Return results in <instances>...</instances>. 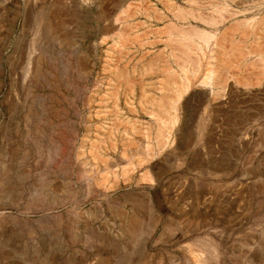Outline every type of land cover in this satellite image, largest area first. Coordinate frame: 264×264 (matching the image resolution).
Segmentation results:
<instances>
[{
  "label": "rangeland",
  "instance_id": "1",
  "mask_svg": "<svg viewBox=\"0 0 264 264\" xmlns=\"http://www.w3.org/2000/svg\"><path fill=\"white\" fill-rule=\"evenodd\" d=\"M121 1L0 0V264H264V0Z\"/></svg>",
  "mask_w": 264,
  "mask_h": 264
},
{
  "label": "bare ground",
  "instance_id": "2",
  "mask_svg": "<svg viewBox=\"0 0 264 264\" xmlns=\"http://www.w3.org/2000/svg\"><path fill=\"white\" fill-rule=\"evenodd\" d=\"M57 3H62V5H64L63 7L64 8H66L67 10H70V11H72V10H74V9H76V10H78L79 12H81V13H83V12H85V7L87 6V5H90V4H92L94 1H96V0H55ZM114 1V0H113ZM119 1V0H118ZM121 1V0H120ZM123 1H128V0H123ZM130 1V3L129 2H127V3H129L128 4V6L129 5H131L132 3H136V2H138V4H139V6H137L136 7V9L134 10V11H131V13L129 12V9L127 10H123L122 11V13H124V15H117L116 17H114V19H113V21L111 22L113 25H117L118 27H119V29H121L122 30V32L120 33V36H122V37H124V36H126V35H129L128 33H126V23H127V21L129 20V19H133V18H135L136 16H138V15H144L146 18H147V20L149 21V23H150V26L149 27H152L154 24H157L158 22H160V21H163L164 22V26L166 27V30H165V33H164V35H159V34H153V36H152V38H151V43H154V42H157V41H162V40H165V41H169V40H174V39H176V37H177V35L176 36H172L173 34H172V31H174L175 30V32L177 31V26H175L176 28H174L173 29V22H172V20H171V16H176V11H177V14L178 13H180V12H178V7L177 6H175L174 5V2L172 1V0H154V2L153 3H151L152 1H150V0H129ZM116 2V1H115ZM122 2V1H121ZM159 2H163V4H164V8L166 9V11H167V15H166V13L164 14V13H160V11L157 9V7H156V3H159ZM114 4V3H113ZM124 4V3H123ZM118 5V4H117ZM120 5V4H119ZM115 6V5H114ZM126 6H127V4H126ZM122 7V6H121ZM131 7V6H130ZM116 9V8H115ZM184 9V8H183ZM66 10V11H67ZM113 10V9H112ZM119 11H121V10H119ZM121 13V12H120ZM221 13V12H220ZM66 14V13H65ZM70 14V13H69ZM182 14V13H181ZM67 15V14H66ZM110 15V14H109ZM112 16H113V14H111ZM233 15H234V13H233ZM177 16H180V15H177ZM222 16V15H221ZM230 16H232L231 14H230ZM181 18H182V16H180ZM111 19V18H110ZM143 19V18H142ZM213 19L214 18H212V20L211 21H213ZM222 19H223V17H222ZM215 20H217V19H215ZM219 20H221V19H219ZM225 20V19H224ZM214 22V21H213ZM264 22V21H263ZM148 23V22H147ZM218 23V22H217ZM241 23V22H240ZM143 24H145V23H140V22H138V25H136L135 27L136 28H139L140 26H142ZM39 25H41L42 27H43V29H44V25L46 26V27H48V28H51L50 27V22H49V20H48V18L46 17V16H42V15H40V21H39ZM111 25V24H110ZM113 25H111V26H113ZM184 27V28H183ZM181 26V29L183 28V29H185L186 30V28H185V26ZM190 27V26H189ZM188 28V27H187ZM42 29V30H43ZM129 29V28H128ZM173 29V30H172ZM189 30V29H188ZM198 30V29H197ZM200 30V29H199ZM44 31V30H43ZM128 31V30H127ZM130 31V30H129ZM179 31V30H178ZM182 31H184V30H182ZM48 32V31H47ZM156 32V31H155ZM185 32V31H184ZM183 32V33H184ZM186 32H188V31H186ZM190 32H191V30H190ZM193 33L192 34H194V35H196V33H197V31H192ZM196 32V33H195ZM200 32L201 33H203L201 30H200ZM49 33V32H48ZM119 33V32H118ZM179 33V32H178ZM163 34V33H162ZM186 34V33H185ZM190 34V33H189ZM192 34H190V35H192ZM140 35V34H139ZM138 35V36H139ZM198 35V34H197ZM205 35V32H204V34H203V36ZM212 35V34H211ZM119 36V35H118ZM119 36V37H120ZM135 36H136V38L138 37L137 36V34H135ZM200 36H202V34L200 35ZM213 36V35H212ZM126 37H128V36H126ZM175 37V38H174ZM197 37V36H196ZM205 38H212V37H208V36H204ZM121 38V37H120ZM131 38H133V37H131ZM173 38V39H172ZM178 38V37H177ZM201 38V37H200ZM204 38V39H205ZM123 39V38H122ZM181 39V37H179V39H177V41L178 40H180ZM183 39V38H182ZM123 40H125V39H123ZM202 40V39H201ZM260 40V39H259ZM182 41V40H181ZM125 42H128V39L127 40H125ZM174 42V41H173ZM217 43V42H216ZM127 45V44H126ZM139 45V44H138ZM252 52H254V51H252ZM125 54H130L131 53V51H130V49L129 50H127V51H125L124 52ZM264 60V59H263ZM262 65V64H261ZM207 70V69H206ZM210 71V70H209ZM211 72V71H210ZM207 75L205 76V79L202 81V83H204V84H210L211 83V75H210V73H206ZM212 74V73H211ZM187 75V74H186ZM185 75V76H186ZM225 75V74H224ZM223 75V76H224ZM222 76V75H221ZM187 77H189V76H186V78ZM243 77V76H242ZM187 80H188V78H187ZM186 80V81H187ZM222 82V81H221ZM189 83V82H188ZM226 83V82H225ZM224 82H222V84L224 85L225 84ZM241 83H242V81H241ZM182 84V83H181ZM181 84H179V85H181ZM184 84V83H183ZM245 84V83H244ZM188 85V84H187ZM181 86H183V85H181ZM179 87V88H182V87ZM184 88V87H183ZM224 88H225V86H224ZM188 89V86L185 88V89H183V90H178V91H180L181 92V94L183 93V92H185L186 90ZM178 96V95H177ZM175 97V96H174ZM173 97V98H174ZM180 97H181V95L180 96H178L177 98H175V99H173V100H170V101H172L171 103V107H172V109H173V112L171 111L170 113H173L172 114V117L169 119L170 121H168V122H170V126H174L176 123H177V120H178V117H177V114H176V112L178 111V102H179V100H180ZM156 107V106H155ZM168 108H169V106H168ZM170 109V108H169ZM172 109H170V110H172ZM157 111V110H156ZM155 109H153L152 110V112H151V116L152 117H155ZM160 113V112H159ZM150 114V113H149ZM165 114V113H164ZM165 115H167V114H165ZM168 118H169V115H168ZM157 119V118H156ZM166 121V120H165ZM164 121V119H163V122H165ZM158 122V121H157ZM161 126V125H160ZM158 127V126H157ZM160 128V129H159ZM158 129L160 130V133H161V131H163L164 132V129L163 130H161V127H159ZM157 129V130H158ZM169 130V129H168ZM172 130V129H171ZM158 132V131H157ZM162 132V133H163ZM160 133H158V134H160ZM161 133V134H162ZM165 133V132H164ZM169 134V133H168ZM160 138V137H159ZM164 139V138H163ZM127 140V139H126ZM160 139H158V141H159ZM165 141H168V140H165ZM164 140H163V142H165ZM160 143H162V142H160ZM165 144V143H164ZM165 147V146H164Z\"/></svg>",
  "mask_w": 264,
  "mask_h": 264
}]
</instances>
